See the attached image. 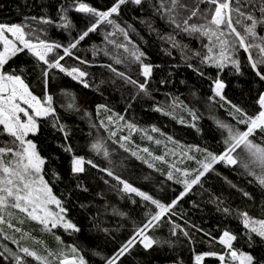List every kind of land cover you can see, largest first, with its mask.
I'll use <instances>...</instances> for the list:
<instances>
[{
  "label": "snow or ice",
  "instance_id": "1",
  "mask_svg": "<svg viewBox=\"0 0 264 264\" xmlns=\"http://www.w3.org/2000/svg\"><path fill=\"white\" fill-rule=\"evenodd\" d=\"M38 7L42 14L26 15L23 22L0 21V238L15 245L0 244V264H131L129 258L137 256L151 264L158 250L174 253L172 264H186L177 252L184 246L192 253L187 264H264V0H101L95 5L40 0ZM53 30L67 39L52 38ZM142 30L160 42L166 60L155 62L144 50L150 41ZM92 34L102 35V44L92 45L89 59L78 52ZM193 40L199 48L191 46ZM182 68L201 84L178 80L190 101L171 88L164 104L156 101L159 87L152 84L175 86ZM64 78L101 99L80 103ZM233 88L240 89L239 97L229 95ZM112 90L121 93L122 111L106 95ZM145 100L153 102L146 110L201 137L206 108L220 147L185 145L155 125L141 127L128 113ZM220 110L223 118L216 115ZM73 117L87 122L86 133ZM136 132L163 144L164 154L135 145ZM193 150L199 158L189 155ZM178 155L179 160L167 159ZM130 158L163 177L158 183L165 195L143 190L123 175ZM184 158L197 167L178 166ZM217 165L240 182L223 176ZM213 177L240 193L245 207H234L230 197L212 191ZM113 193L132 207L122 210ZM197 194H207L206 203L221 219L216 235L181 210V202ZM192 206L201 204L192 201ZM113 217L131 222L126 236L118 235L120 227H110ZM231 219L238 221L235 230ZM26 222L64 246L51 249L24 229ZM57 229L75 237L73 242L65 244ZM197 234L208 237L200 242L209 250H196Z\"/></svg>",
  "mask_w": 264,
  "mask_h": 264
},
{
  "label": "trees",
  "instance_id": "2",
  "mask_svg": "<svg viewBox=\"0 0 264 264\" xmlns=\"http://www.w3.org/2000/svg\"><path fill=\"white\" fill-rule=\"evenodd\" d=\"M86 2L91 3L93 5L101 3V0H86ZM40 3V0H0V21L3 22H16L20 23L23 22V18L26 15H41V10L38 7ZM76 16V22L82 26V20L78 14H73ZM136 15H139V13H136ZM130 18V17H127ZM139 27V25H137ZM142 35L146 40H149L150 43L146 46H144V50L149 53L153 57V60L155 62H161L162 60H166L167 57H163V54L158 51V48L160 46V42L155 39L154 36H149L147 32L142 30ZM52 38L57 40H66V36H63L60 32H57L53 30L52 32ZM187 42V41H186ZM101 45L102 44V35H96L92 34L91 39L87 42H83L82 48L79 50L78 54L81 56H87L89 59H91V52L88 51L92 45ZM191 46L195 48H199L200 45L197 41L193 40L191 41ZM242 51V50H241ZM176 55V53H174ZM90 71L99 72L98 69H89ZM108 74L105 73V77ZM101 77L97 76V82L99 81ZM181 78H186L190 84H195L197 87H201L199 79L195 76V74L191 73L190 70L187 69H180V75L176 77L177 84L175 86L173 85H167L160 87L157 84L153 83V88H158L159 91L155 93V100L159 101L161 104L165 103L166 97L165 92L168 91L169 88H171L172 92L176 95H180V93H183L181 96V99L185 100V103H188L190 101V97L188 96V89L183 86L179 85L178 80ZM156 79H160V70H157L156 72ZM65 82L67 83L69 90L72 92H75L79 102L83 103L84 100L91 99L92 97H95L97 100L101 99L99 96L96 95L95 92L89 89H83L82 86L75 84V82H72L68 80L67 78H64ZM241 83H244V80H241ZM179 89V91H177ZM203 92H208L207 84L204 83L202 85ZM125 94L127 90L125 89ZM106 95H109V99L113 102V105L116 110L122 111L125 108L124 101L121 100V93L118 91H110L106 92ZM229 95H235V97L240 96V89L233 88L232 92L229 93ZM187 97V99H185ZM70 100V98H68ZM152 101H141L139 104H137L134 109L128 113L129 118L134 117L135 120L139 123V125L143 128L150 129L151 126L155 125L156 127L160 128L163 132L172 135L175 139L179 140L182 144L185 145H194L198 144L200 146H210L213 149H218L220 147V134L215 128L214 121L209 118V112L206 108H202L203 112V119L200 121V124L203 128L204 135L201 137L200 135L196 134L192 129L185 128L184 126L178 124L176 121L171 120L169 117L163 116L159 113H156L154 111L146 110L149 108V106L152 104ZM216 115L223 118L224 113L223 110H220L216 113ZM73 119H76L73 117ZM76 122L80 125V127L84 130L86 133L88 131V124L86 121H81L76 119ZM125 134L127 132L125 131ZM156 138H159L161 140H164L165 137H160L158 133H150ZM51 139V137H49ZM132 140L135 145L139 147H149L150 150L153 152L154 155H163L166 151L163 144L156 145L154 142L148 141L144 135L141 132H136L132 136ZM169 147H174L172 145H169ZM190 155H195L198 158L200 157V154L195 153L193 150L189 153ZM62 155V154H61ZM127 155V154H124ZM169 162H171L173 159H181L179 157H173L169 158L167 157ZM128 167L127 170L123 172V175L129 179L135 186L140 187L143 190H148L150 192L156 193L160 196L165 195L164 192L160 191L161 185L158 183V181L163 180V177H160L158 173L153 172L151 169H149L145 164L140 163L139 161H136L135 158H130L127 161ZM158 167H166L164 165H160L157 162ZM180 167L192 169L197 167V164L195 160H188L187 158L183 159V163L178 165ZM217 168L220 170L223 176L228 177L229 179H232L233 181L240 182L239 177L235 176L228 168L223 167L222 165H217ZM145 176H150V180H145ZM169 184L171 182H168ZM173 187L179 188L178 185H174ZM212 191L216 193L223 192L225 196H228L231 198V202L233 206H239L241 208L245 207V200L241 197L240 193L236 192L233 189H230L226 183H224L223 179L213 177V180L209 186ZM246 188H248L249 191H253V189L247 185H245ZM167 195L169 197L172 196L171 189L167 190ZM111 199L113 202L120 207L124 211H128L129 208L132 206L128 204L127 207H125V201H121L118 196H115V194H111ZM139 199V198H137ZM187 203L181 202V210L187 214L186 218L194 221L197 225L203 227L206 231L212 230L213 235H216L215 229L219 223H221V219L219 215L215 212L213 206L209 203H206L207 200V194L204 196H200L199 194L192 196L191 200H188V198H185ZM192 201H197L201 204L200 208H194L192 206ZM255 213L259 214V208L255 209ZM135 215V213H133ZM110 227L117 228L120 227L121 231L118 233L120 236H126L132 228L130 221H124L121 220L118 217H113L110 219ZM182 223V221H181ZM229 227L235 230L237 227H239L238 221L235 219H231L229 222ZM24 229L26 231H29L32 233L33 236H35L37 239L44 241L51 249L57 250L64 245L58 244L55 240V237L50 233H44L40 231V228L38 225H35L33 222H26L23 225ZM163 235H167L166 230H162ZM56 234L61 235L62 240L65 244H70L73 242L75 237L69 236L67 233H64L62 229L54 230ZM12 233L9 232V235ZM207 241L208 237L203 236L202 234H197V243L195 244V248L197 251H206L209 250L207 243H201L200 241ZM81 242H83V237H81ZM31 244V242H29ZM0 244H8L9 247H12L15 249V245L11 244L9 241H4L2 238H0ZM33 247H37L38 249L40 246L38 245H31ZM110 250V249H109ZM213 250H219V246L214 245ZM177 252L182 253L183 258L186 261V264L192 255L191 251L189 250L188 246H184L182 249H177ZM174 253H171L167 250H158L150 259L151 264H172ZM90 259L93 261L95 260L94 257L89 256ZM131 264H137V261H140L141 264H143V257L137 256L135 258L130 257Z\"/></svg>",
  "mask_w": 264,
  "mask_h": 264
},
{
  "label": "rangeland",
  "instance_id": "3",
  "mask_svg": "<svg viewBox=\"0 0 264 264\" xmlns=\"http://www.w3.org/2000/svg\"><path fill=\"white\" fill-rule=\"evenodd\" d=\"M189 155H190V154H189ZM177 157L181 158L179 155H178ZM169 158H173V157H172V156H169Z\"/></svg>",
  "mask_w": 264,
  "mask_h": 264
}]
</instances>
